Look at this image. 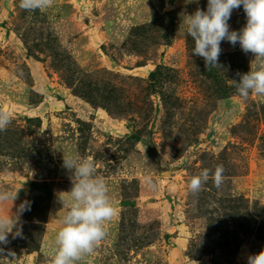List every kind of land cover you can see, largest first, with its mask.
<instances>
[{
  "label": "rangeland",
  "instance_id": "obj_1",
  "mask_svg": "<svg viewBox=\"0 0 264 264\" xmlns=\"http://www.w3.org/2000/svg\"><path fill=\"white\" fill-rule=\"evenodd\" d=\"M207 0H54L28 12L0 0V203L22 201V235L0 264H50L72 187L63 157H91L116 215L77 264H247L264 249V96L229 79L252 53L222 41L219 63L192 54L186 14ZM230 30L246 24L241 6ZM222 166L193 194L189 178ZM170 171V174H166ZM169 173V172H167Z\"/></svg>",
  "mask_w": 264,
  "mask_h": 264
},
{
  "label": "clouds",
  "instance_id": "obj_2",
  "mask_svg": "<svg viewBox=\"0 0 264 264\" xmlns=\"http://www.w3.org/2000/svg\"><path fill=\"white\" fill-rule=\"evenodd\" d=\"M54 0H19V7L30 13L45 12ZM243 7L246 24L239 30H230L228 21L232 11ZM186 34L194 41L192 54L202 57L206 68L223 67L219 63L222 41L233 47L239 44L244 53H252L250 70L237 73L239 79H229L237 95L246 100L250 94L264 96V0H207L206 10L197 7L194 13L186 14ZM12 113L7 105H0V131H6ZM63 167L70 172L72 187L67 192L57 193V200L67 211L60 220L55 235L50 264H77L85 255L91 254L106 237L105 225L116 215L104 179L97 175L91 157H63ZM222 166L214 171L203 169L199 175L189 178L188 189L198 193L209 179L219 188L223 182ZM15 194L0 190V203L18 198ZM30 210V202L22 201L14 215L0 214V244L8 243V234L16 228L13 237L21 236L20 215ZM3 251V249H0ZM247 264H264V249L249 254Z\"/></svg>",
  "mask_w": 264,
  "mask_h": 264
},
{
  "label": "water",
  "instance_id": "obj_3",
  "mask_svg": "<svg viewBox=\"0 0 264 264\" xmlns=\"http://www.w3.org/2000/svg\"><path fill=\"white\" fill-rule=\"evenodd\" d=\"M167 172H169V173H167ZM167 172H166V174H170V171H167Z\"/></svg>",
  "mask_w": 264,
  "mask_h": 264
}]
</instances>
